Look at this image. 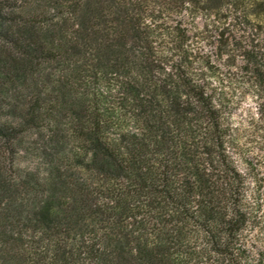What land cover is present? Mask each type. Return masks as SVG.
Segmentation results:
<instances>
[{
	"label": "trees",
	"instance_id": "16d2710c",
	"mask_svg": "<svg viewBox=\"0 0 264 264\" xmlns=\"http://www.w3.org/2000/svg\"><path fill=\"white\" fill-rule=\"evenodd\" d=\"M184 15L252 32L264 0H0V159L54 153L0 160V264H264V175L227 114L248 87L264 138V38L234 86Z\"/></svg>",
	"mask_w": 264,
	"mask_h": 264
},
{
	"label": "rangeland",
	"instance_id": "374dc122",
	"mask_svg": "<svg viewBox=\"0 0 264 264\" xmlns=\"http://www.w3.org/2000/svg\"><path fill=\"white\" fill-rule=\"evenodd\" d=\"M183 22L190 31L189 40L194 54L200 58L209 59L215 68H218L219 72L223 74L226 83L233 80L234 86L235 84L239 85L235 78L240 80L239 76L243 75L241 67L244 65V61L240 52L235 50L236 44L245 45L250 44L249 42L253 45L258 44V41L264 38V26L261 29L258 28L257 23L252 22L256 30L251 32L250 27L246 32L242 29L238 30L243 28V25L239 27L231 19L226 22H214V19H206L201 16L193 18L191 15H184ZM224 52H227L226 55ZM244 87L243 91L247 94L241 93V87L239 89L236 87L237 91L230 92L227 114L229 122L235 130L237 144L240 146L237 150L261 167L264 175V138L255 134L251 129V121L257 119V104L248 93V87ZM25 136L28 135L25 133ZM53 154V151L46 146L43 137H34L28 139L26 144L19 146L15 155L0 160L1 162H15V165L23 170H32L38 167L41 162L53 161Z\"/></svg>",
	"mask_w": 264,
	"mask_h": 264
}]
</instances>
